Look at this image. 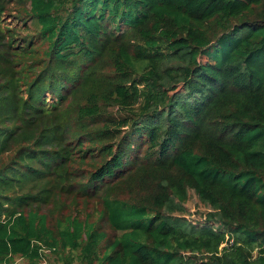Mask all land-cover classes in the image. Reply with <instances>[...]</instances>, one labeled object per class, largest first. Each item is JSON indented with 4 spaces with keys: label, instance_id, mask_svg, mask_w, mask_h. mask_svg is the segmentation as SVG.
Wrapping results in <instances>:
<instances>
[{
    "label": "trees",
    "instance_id": "1",
    "mask_svg": "<svg viewBox=\"0 0 264 264\" xmlns=\"http://www.w3.org/2000/svg\"><path fill=\"white\" fill-rule=\"evenodd\" d=\"M50 255L264 264V0H0V264Z\"/></svg>",
    "mask_w": 264,
    "mask_h": 264
},
{
    "label": "rangeland",
    "instance_id": "2",
    "mask_svg": "<svg viewBox=\"0 0 264 264\" xmlns=\"http://www.w3.org/2000/svg\"><path fill=\"white\" fill-rule=\"evenodd\" d=\"M47 207H52L53 208V206L51 204H48ZM54 207L57 208L56 206H54ZM52 208L49 211V221H50V224L51 225H53L55 223V219L59 215L58 213H55V211H53ZM195 211H196V208H194V206H192V208H191V214H193ZM44 212H46V210H44ZM65 213H67V211H65ZM191 217H194V215H192ZM46 259H47V264H53L51 255L48 256V258H46ZM42 264H45V263H42Z\"/></svg>",
    "mask_w": 264,
    "mask_h": 264
}]
</instances>
